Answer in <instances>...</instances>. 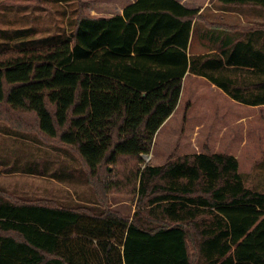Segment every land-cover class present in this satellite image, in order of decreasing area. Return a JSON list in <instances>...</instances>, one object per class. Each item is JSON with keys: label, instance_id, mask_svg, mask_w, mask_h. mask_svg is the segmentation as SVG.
Segmentation results:
<instances>
[{"label": "trees", "instance_id": "16d2710c", "mask_svg": "<svg viewBox=\"0 0 264 264\" xmlns=\"http://www.w3.org/2000/svg\"><path fill=\"white\" fill-rule=\"evenodd\" d=\"M217 2L264 9V0ZM197 13L178 0H135L121 15L79 13L57 44L1 49L0 106L32 112L40 133L73 151L96 198L99 189L106 194L118 183L101 177L102 168L150 153L187 71L234 100L264 104L206 72L221 62L187 55ZM136 178L146 201L132 218L104 198L86 207L0 196V264H264V193L245 187L234 156L183 155L137 168Z\"/></svg>", "mask_w": 264, "mask_h": 264}, {"label": "rangeland", "instance_id": "374dc122", "mask_svg": "<svg viewBox=\"0 0 264 264\" xmlns=\"http://www.w3.org/2000/svg\"><path fill=\"white\" fill-rule=\"evenodd\" d=\"M31 1L0 5V50L57 44L70 37L79 13L108 17L130 2ZM232 8H239L243 13L260 14L262 11L251 5ZM184 92L180 109L157 131L150 153L141 156L142 162L123 158L117 166L108 167L110 173L102 168L101 177H107L118 186L106 194L99 189L97 198L89 182L91 179L73 151L57 139H48L40 133L32 112L8 111L0 106V113H5L0 115V196L10 200L86 207L93 204L102 207L98 199L104 198L106 207L132 218L141 198L137 193V168L163 165L167 160L183 155L214 152L234 156L245 187L264 192V108L227 107V112L222 115L215 111L224 104L216 90L205 87L204 95H210L205 98L203 94L192 97L187 88ZM192 104L198 108L203 106V110L194 115L187 114ZM145 201H140V205ZM190 254L194 256L192 249ZM192 264L204 262L195 257Z\"/></svg>", "mask_w": 264, "mask_h": 264}, {"label": "crops", "instance_id": "0c3cea01", "mask_svg": "<svg viewBox=\"0 0 264 264\" xmlns=\"http://www.w3.org/2000/svg\"><path fill=\"white\" fill-rule=\"evenodd\" d=\"M178 1L187 8L198 9L197 17L191 26L187 55L189 57L202 56L204 57L203 61L213 59L212 61L221 62L218 69L216 68L217 70L211 69L209 64L205 69L206 72H219L224 80L231 81L235 92L246 99L244 101L249 102L258 97H264V28L262 26L264 25V9L260 14H256V12L243 13L241 9L223 6L217 0ZM133 2L135 0H130L124 6ZM198 3L200 4L198 5ZM124 6L117 14H122ZM226 26L232 28H226ZM187 84L188 87H186ZM199 85L202 88H199ZM205 87H209L212 91L216 90L218 92L216 94L222 98L223 106L221 103L215 109L219 114L223 115L227 112V107L264 108L263 103L251 105L234 100L206 78L197 76L190 71H187L183 77L180 98L184 96L185 88L192 97L202 94L204 98L208 97L210 95H204L203 92ZM180 98L175 110L164 121L161 128L166 126L180 109ZM198 107L192 104L187 109V114L194 115L203 110V106ZM254 191L264 193L259 190Z\"/></svg>", "mask_w": 264, "mask_h": 264}]
</instances>
